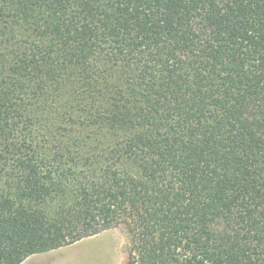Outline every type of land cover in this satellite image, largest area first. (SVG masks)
I'll return each instance as SVG.
<instances>
[{"label":"trees","instance_id":"1","mask_svg":"<svg viewBox=\"0 0 264 264\" xmlns=\"http://www.w3.org/2000/svg\"><path fill=\"white\" fill-rule=\"evenodd\" d=\"M119 226L264 264V0H0V264Z\"/></svg>","mask_w":264,"mask_h":264},{"label":"rangeland","instance_id":"2","mask_svg":"<svg viewBox=\"0 0 264 264\" xmlns=\"http://www.w3.org/2000/svg\"><path fill=\"white\" fill-rule=\"evenodd\" d=\"M126 248V233L119 226L58 249L33 254L21 264H123Z\"/></svg>","mask_w":264,"mask_h":264}]
</instances>
